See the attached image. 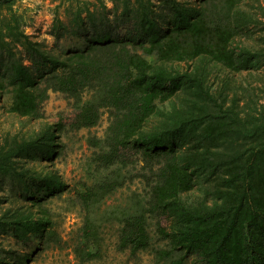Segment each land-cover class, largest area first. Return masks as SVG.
Returning <instances> with one entry per match:
<instances>
[{"label":"trees","instance_id":"trees-1","mask_svg":"<svg viewBox=\"0 0 264 264\" xmlns=\"http://www.w3.org/2000/svg\"><path fill=\"white\" fill-rule=\"evenodd\" d=\"M98 1L94 9L77 7L68 22L57 20L56 38L89 42L59 59L26 32L15 0H0V91L11 94V111L39 117L50 91H59L77 109L74 129L96 126L109 112L105 136L89 139L92 164L105 173L78 192L87 221L77 255L98 253L91 249L93 215L127 183L124 168L140 160L143 172L134 176L144 189L103 212L120 224L119 249L148 251L160 264H187L192 255L202 264H264V86L249 80L264 76V0H110L111 8ZM205 58L247 75L233 95L212 91ZM57 145L45 133L6 135L0 178L64 188L54 174L20 167L21 159L49 158ZM200 183L202 197L185 196ZM27 219L0 218V234L12 230L26 241L44 225L45 235H55L48 219ZM27 259L0 247V264Z\"/></svg>","mask_w":264,"mask_h":264},{"label":"rangeland","instance_id":"rangeland-1","mask_svg":"<svg viewBox=\"0 0 264 264\" xmlns=\"http://www.w3.org/2000/svg\"><path fill=\"white\" fill-rule=\"evenodd\" d=\"M182 1L194 3L196 0ZM106 3L109 8L113 6L110 0H106ZM100 5L98 0H15L13 8L20 16L26 32L42 41L44 49L51 56L61 59L70 51L84 49L89 42L83 36L72 34L60 39L56 38L53 32L57 20L70 21L79 6L94 9ZM3 12L5 13L6 10ZM207 62L208 59L205 58L203 65H206L207 80L214 92L224 90L233 95L240 87L241 79L247 77L245 74L232 73L221 62ZM50 66L52 65L49 64L38 72L41 73ZM260 78L263 80L256 81L258 80L256 73L249 76L253 85L261 87L264 86V76ZM247 82L243 84L246 86ZM261 101L264 103V98ZM10 104L11 94L0 91V143L8 134H18L28 139L43 133L46 138L53 137V141L58 144L54 155L46 159L40 157L21 159L20 167L24 165L32 173L42 176L54 174L66 185L56 192H51L47 191L42 182L35 184L1 177L0 218L6 222L14 214L16 217L24 214L28 216V222L40 218L48 219L49 228H53L56 233L53 237H48L45 235L44 225H36L28 233V239L22 241L15 236L14 231L10 230L0 234V247L26 254L28 259L24 264H160L148 251L133 256L129 251L119 249L120 224L117 221L104 219L103 212L109 205L124 202L133 191L144 189L143 179L134 176L143 172V163L140 160L133 161L124 168L123 171L128 176L127 183L109 196L93 215L97 224L94 232H97L98 237L91 249L98 253L92 258L83 259L77 255V247L83 246L84 227L87 221V213L78 192L84 191L85 184L94 183L100 174L105 173L102 169L98 171L95 164H92L91 159L96 149L89 139L92 136L100 138L105 136L110 121L109 112L105 111L96 126L74 129L71 122L77 109L73 101L62 92L50 91L49 98L41 103L39 117L19 115L11 111ZM166 106L168 107V104ZM58 123L64 124L61 130L58 128ZM50 126L54 127L47 131ZM133 158L136 159L137 156ZM202 186L200 183L185 196L191 199L202 197ZM36 227L38 228L35 229ZM155 230L156 226L153 224L152 233H155ZM187 264H202V262L198 256L192 255L187 259Z\"/></svg>","mask_w":264,"mask_h":264}]
</instances>
